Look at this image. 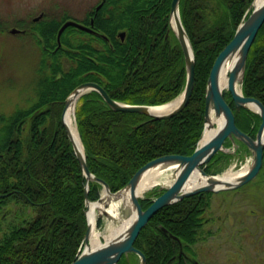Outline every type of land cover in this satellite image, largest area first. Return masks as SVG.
Here are the masks:
<instances>
[{"label": "trees", "instance_id": "trees-1", "mask_svg": "<svg viewBox=\"0 0 264 264\" xmlns=\"http://www.w3.org/2000/svg\"><path fill=\"white\" fill-rule=\"evenodd\" d=\"M252 1L181 0L182 22L195 53V83L188 104L176 115L157 119L116 111L96 90L80 98L76 122L88 167L113 192L148 161L194 151L205 126L210 70ZM171 3L105 0L81 20L65 14L60 19L45 16L36 24L41 48L37 98L27 108L0 115V264H69L77 257L87 230V180L62 121L65 99L86 81L99 83L113 99L131 104L158 105L181 94L187 69L170 25ZM91 16L93 31L69 26L58 46L62 23L73 18L90 25ZM242 89L264 103V23L250 48ZM234 112L237 125L255 136L260 115L244 107ZM231 157L218 152L203 167L218 173ZM263 172L264 164L260 176ZM89 185L88 196L96 200L102 185ZM158 194V188L148 191L140 199L142 207ZM212 195L187 196L154 214L135 241L147 264H195L196 246L212 220ZM6 205L10 211L4 212ZM118 264H139V257L123 255Z\"/></svg>", "mask_w": 264, "mask_h": 264}, {"label": "water", "instance_id": "water-1", "mask_svg": "<svg viewBox=\"0 0 264 264\" xmlns=\"http://www.w3.org/2000/svg\"><path fill=\"white\" fill-rule=\"evenodd\" d=\"M180 2L181 0H172L170 23L171 28L173 29L184 53L187 69V81L183 92L177 98L162 104L166 105L179 99L173 108L166 112L153 113L151 109L160 105L131 104L115 100L110 97L104 87L95 81H86L80 83L65 99L62 120L87 180L85 185V214L87 217V230L83 241L84 248L79 250L76 259L69 264H118L120 258L124 254L128 255L129 253H136L139 256V264H147L145 253L135 246V241L142 228L147 225L149 220L161 208L194 194L237 189L252 181L259 174L263 166L264 103L257 97L244 95L241 88L244 81L246 62L250 48L257 36L260 27L264 23V1L259 5H256V0H253L251 6L249 7V10H251L250 14L239 24L233 38L220 51L211 68L206 86V106L204 115L205 126L201 138L191 154L184 155L170 153L156 157L141 166L122 189L113 192L111 191L109 184L104 179L96 176L90 171L87 164L83 142V150L76 146L73 134L65 121V115L67 109L73 102V97L80 99V97L85 93L96 90L102 95L108 105L116 111L138 112L157 119L174 116L188 104L195 83V53L188 33L182 22L180 14ZM38 18L39 17H36V19ZM173 18L176 19V26H174L172 23ZM69 26H76L87 31L92 30L90 27L81 24L78 21L69 19L65 21L59 29V44L62 32ZM17 30V28H13L12 32H16ZM124 34L125 33L122 32L121 35L124 36ZM234 58V64L229 70L228 85L225 89H223L221 87L222 70L224 66L229 61L234 60ZM224 90L229 92L232 100L234 101L236 109L247 107L260 115L261 122L255 137H252L247 132L243 131L236 124L234 111L224 96ZM251 105H253L254 108L251 107ZM221 117L223 119L221 123L213 121V118L219 119ZM74 119L76 128L78 130L76 123V107L74 110ZM209 128H215L216 131L208 140L202 142L204 134ZM227 140H230L234 146L238 145L237 141L244 143L251 151L253 157L248 169L245 172L239 174L237 173V177H234L232 180H225L218 177L221 174H211L202 168V165L208 163L217 152L224 151L226 149L225 142ZM151 168L166 170L170 172L171 175L175 174V177L170 185H158L159 191L163 190L162 193L153 198L150 205L144 209L140 203L142 194H138L137 189L143 174ZM195 170H199L201 175L206 178V181L188 189V182L190 181ZM90 181L100 182L103 185L102 192L107 191L111 194H117L123 190H129L132 209H126L124 211V216L129 219L131 218L132 213L136 212L135 218L131 221L129 220L125 227L122 226V229L116 235H114V237L92 247H90L91 223L88 218V210L91 203L102 202L103 197L101 194L97 200H90L88 196ZM107 205L108 204L105 203V206ZM103 215H108L106 209H102L101 213H99L100 217ZM168 234L174 239L179 240L177 236L170 233ZM197 264L199 263L197 262Z\"/></svg>", "mask_w": 264, "mask_h": 264}, {"label": "rangeland", "instance_id": "rangeland-1", "mask_svg": "<svg viewBox=\"0 0 264 264\" xmlns=\"http://www.w3.org/2000/svg\"><path fill=\"white\" fill-rule=\"evenodd\" d=\"M98 2L0 0V115L8 116L27 108L37 98L41 48L38 34L34 32L38 21L33 22L34 18L45 14L46 18L60 19L67 14L81 20ZM14 27L30 33H12L10 30ZM224 151L233 156L220 173L244 168L253 159L251 151L240 150L239 145L229 146ZM242 187L212 195L208 211L212 220L206 227L209 232L196 246L200 264H264V172ZM102 218L103 226L97 229L104 240L109 227L107 216ZM125 218L123 213V218L115 222V228L120 227Z\"/></svg>", "mask_w": 264, "mask_h": 264}, {"label": "bare ground", "instance_id": "bare-ground-1", "mask_svg": "<svg viewBox=\"0 0 264 264\" xmlns=\"http://www.w3.org/2000/svg\"><path fill=\"white\" fill-rule=\"evenodd\" d=\"M264 0H256V5H259ZM172 23L174 26H176V19L173 18ZM235 61H229L222 70L221 75V87L225 89L228 85V77H229V70L233 66ZM78 98L73 97V102L67 109L66 115H65V121L68 124L73 137L75 139L76 146H78L81 150H83L82 141L80 139L78 130L76 128L75 122H74V110L77 104ZM179 101L176 100L172 103L166 104V105H160L153 107L151 111L153 113H160V112H166L173 108L176 103ZM253 107V105H251ZM254 108V107H253ZM213 121H217L221 123L223 121L222 117L219 119L213 118ZM216 129L215 128H209L206 130L204 137L202 139V142L208 140L214 133ZM248 167H246L244 170H247ZM243 170V171H244ZM240 173V172H239ZM238 173V174H239ZM237 174L234 173L231 169L224 172L223 174L219 175L218 177L223 178L225 180H232ZM175 177V174L171 175L166 170H161L159 168H151L147 170L139 184L137 192L138 194H144L149 189H151L154 186H157L159 184L162 185H170L173 182V179ZM206 181V178L201 175L199 170H195L190 181L188 182L187 188H192L194 186H197L200 183H204ZM103 200L102 202H93L90 204V208L88 210V218L91 223V242L93 245L100 244V236L101 233L96 227V221L99 213H101L102 209H106L108 212L107 219H108V227L109 232L107 233L106 237L112 238L114 235H116L121 229L122 226L125 227V225L129 222V220H133L136 216V212L132 213L131 218H125V220L121 223V226L118 228H115V222L120 221L123 218V213L126 209H132L131 199H130V191L129 190H123L117 194H111L107 191L102 192ZM105 203L108 205L105 206Z\"/></svg>", "mask_w": 264, "mask_h": 264}, {"label": "flooded vegetation", "instance_id": "flooded-vegetation-1", "mask_svg": "<svg viewBox=\"0 0 264 264\" xmlns=\"http://www.w3.org/2000/svg\"><path fill=\"white\" fill-rule=\"evenodd\" d=\"M105 0H99V2L93 7L94 8V10L95 11H97V10H99L101 7H102V4H103V2H104ZM92 8V9H93ZM92 9H90V10H92ZM42 15V14H41ZM45 16V14H43V16L42 17H44ZM41 17V18H42ZM40 18V19H41ZM94 17L93 16H91V21H92V19H93ZM34 20H36V19H34ZM36 21H38V20H36ZM34 22V21H33ZM91 23V22H90ZM92 25V24H91ZM20 31H18V32H14V33H21V34H27V33H30L29 31H27V29H22V28H18ZM11 31V30H10ZM124 38V37H123ZM122 38V39H123ZM240 148V147H239ZM241 150V149H240ZM236 153H240V152H238V151H236ZM10 205V204H9ZM9 205H6V206H4V208L2 209L4 212H7V211H10V207H9ZM14 206L12 205V208H13Z\"/></svg>", "mask_w": 264, "mask_h": 264}]
</instances>
